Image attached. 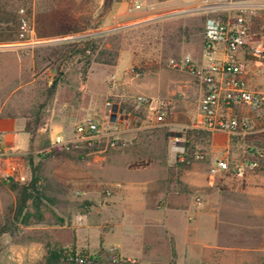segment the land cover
I'll return each mask as SVG.
<instances>
[{"label": "rangeland", "instance_id": "rangeland-1", "mask_svg": "<svg viewBox=\"0 0 264 264\" xmlns=\"http://www.w3.org/2000/svg\"><path fill=\"white\" fill-rule=\"evenodd\" d=\"M120 1L111 0L110 6L103 11V0H19L18 5L25 8L34 36L39 39L31 48L32 73L37 77L31 105L42 101L48 92L43 86L44 75L47 69L54 70L55 66L44 59V49L96 33L128 30L119 38L112 35L104 40L103 47L116 54L113 65L92 61L86 73H82V63L73 59L64 69L65 81L73 80L76 75L78 89L84 88L89 75V101L93 100L95 107L93 118L100 122L105 136L90 145L83 144L67 154L48 159L38 156L48 147L28 154L21 172L12 179L18 185H27L31 178L37 179L33 185L35 190L29 192V200L20 215H15L19 193L9 186L10 181L0 178V264H44L47 250H73L78 254L85 251L88 256L99 251V264H221L218 259H229L216 257V262L213 256H188L174 248L172 253L167 243L164 247L162 241L155 240L165 232L162 225L157 228L153 224L138 225L142 253L137 256L121 254L114 241L120 224L118 216H114L116 221H113L106 212L107 199L111 195V185L104 181L106 164L113 159L127 162L130 167L144 164L145 157L135 154L162 151V141L173 136L182 141L176 146L171 144L178 154L179 145L183 146V152L187 148L191 154L204 150L202 133L190 128L196 114L200 84L187 71L172 68L169 60L183 57L200 60L203 30L199 31V27L203 29L205 22L201 17L209 16L203 12L207 8L204 1L138 0L141 8L134 10L126 0L125 12H118L116 6ZM63 22H70L84 31L59 34L65 29ZM147 23L149 26L142 31L132 29ZM178 26H186L188 30L179 44L178 59H175L170 56L169 47L176 40L173 34ZM164 33L166 40L160 38ZM139 34L141 42L134 44V36ZM126 54L131 55L130 64L124 58L119 62ZM75 92L78 94L77 89ZM135 95L168 102L171 128L148 127L143 110L132 105ZM17 98L22 105V97ZM106 101L117 106L122 119L126 115L131 118L118 137L114 134L119 139L116 147H110L107 141L106 135L113 129L104 117ZM142 124L147 128L126 131L131 125L134 129ZM107 189L109 196L105 195ZM163 235L170 237L168 233ZM66 264L71 263L67 261Z\"/></svg>", "mask_w": 264, "mask_h": 264}, {"label": "crops", "instance_id": "crops-1", "mask_svg": "<svg viewBox=\"0 0 264 264\" xmlns=\"http://www.w3.org/2000/svg\"><path fill=\"white\" fill-rule=\"evenodd\" d=\"M188 1L206 2L204 6L208 9L203 12L209 15L207 18H223L227 13L223 8L230 3L257 6V16L249 20L250 44L264 42V0ZM116 8L118 12H125L126 0L118 2ZM32 47L16 40L0 42V146L4 151L23 155L16 165L17 174L26 156L49 148L55 134L70 136L76 123L86 118L95 119L94 102L89 101V75L84 88L78 89L76 75L69 82L63 78L65 74L55 81L54 70L47 69L43 86L48 92L42 101L31 105L37 78L32 73ZM123 58L127 64L132 61L130 54L120 57L119 62ZM246 81L252 89L264 91L262 67L248 63ZM18 96L22 97V105ZM228 114L247 119L250 128L231 134L208 133L195 128L196 109L190 128L204 137L202 152L206 153V159L202 162L181 164L183 157L178 155L168 137L167 141H162V151L135 154L145 157L144 164L130 167L118 159L106 164L104 181L111 185L106 212L110 220L116 221L114 218L118 216L119 234L114 241L121 254L142 253L138 225L153 224L156 228L162 225L164 233L170 234L164 237L163 233L155 240L162 241L161 246L167 243L171 252L174 248L188 256L229 257L218 259L221 264H264V112L234 107ZM169 115L170 109L163 122L156 126L158 129L171 128ZM128 116L122 119L117 110L116 123L107 122L113 129L108 135L118 137L131 119ZM145 128L143 124L134 129L131 125L126 131ZM250 153L262 155L259 167L241 178L231 171H219L214 176L208 172L217 159L225 158L231 165Z\"/></svg>", "mask_w": 264, "mask_h": 264}, {"label": "built area", "instance_id": "built-area-1", "mask_svg": "<svg viewBox=\"0 0 264 264\" xmlns=\"http://www.w3.org/2000/svg\"><path fill=\"white\" fill-rule=\"evenodd\" d=\"M155 1V0H143ZM134 10H139L138 0H128ZM227 13L222 18H207L203 25L201 58L194 61L189 57L178 60L170 59L169 65L178 70L187 71L196 77L201 86L197 101L196 127L208 133H235L250 128L247 119L228 114L234 107H244L264 112V91L249 87L246 81L248 63L262 67L264 72V42L250 44V18L256 17L258 7L248 4H227L223 8ZM17 14L16 41L23 45H34L39 42L35 38L23 6H19ZM135 108L144 112V122L148 127H156L163 122L169 113L166 101L155 100L144 95L134 98ZM117 106L110 101L105 102V117L107 122L115 124L117 120ZM100 122L86 118L76 123L70 136L55 134L50 147L71 151L83 144L90 145L95 140L104 137ZM110 147L119 145V139L113 134L106 135ZM180 137L170 139L172 145H178ZM179 154L183 155V146H177ZM260 153H250L236 163L229 164L225 158L217 159L210 167L209 174L214 176L219 171H231L241 178L248 171L259 167ZM23 155L4 151L0 146V178L6 182L14 179L17 174L16 165ZM206 153L194 151L192 161H204ZM118 187V185H115ZM110 195V190H105ZM66 260L73 264L85 262V257L79 254L68 255Z\"/></svg>", "mask_w": 264, "mask_h": 264}, {"label": "trees", "instance_id": "trees-1", "mask_svg": "<svg viewBox=\"0 0 264 264\" xmlns=\"http://www.w3.org/2000/svg\"><path fill=\"white\" fill-rule=\"evenodd\" d=\"M111 0H103L102 8L105 11L106 8L110 6ZM19 4V0H0V42H10L16 40V32H17V8ZM206 20L207 17L203 15L201 20ZM64 23V30H61L62 35L68 34H78L84 31L83 28H78L72 26L70 22H63ZM149 26L147 24L136 25L132 27V29L141 30L142 28H146ZM128 29H119L110 33H96L92 35H88L85 37H80L73 39L71 41H65L54 45L53 47H47L45 52H43V57L49 63L52 62L55 64L54 71H55V81L58 80L63 74L64 69L67 64L76 59L77 62L82 63V68L80 71L82 73H86L87 67L90 65L92 61L99 62L105 65H113L115 61L116 54H111L109 50L105 49L104 40L108 36H114L115 38H119L124 31ZM143 30V29H142ZM141 30V31H142ZM188 30L186 26H178L174 32V37H176L175 42L170 44V56L172 58L178 59L177 54L179 53V44L183 41V36L187 35L185 31ZM202 27H199V31H202ZM139 35L134 36V44L141 42ZM185 37V36H184ZM161 39H167L164 34L160 35ZM123 39V37H122ZM134 48V47H133ZM131 48V50H133ZM201 48H202V41H201ZM55 81H53L51 85V89L53 88ZM187 136V135H186ZM186 146H189L185 143ZM186 151L182 154H178L179 156L183 157L181 164L186 165L191 162V153L187 148ZM68 151L58 148H48L43 150L41 153L38 154L39 158L41 159H48L57 155H64L67 154ZM37 182L36 178H31L27 185H18L17 183L10 181L9 186L16 190L20 197L18 198V203L16 204L15 208V215H20L23 209L26 207L27 202L29 200V192L31 190H35L33 185ZM173 253V252H172ZM78 254L75 253L73 250L70 251H62V250H47L46 255L44 257V264H66V257L68 255ZM79 255L85 257V262H90L91 264H99L101 253L98 251L94 255L88 256L86 252H80ZM125 261V259H123ZM73 264V263H71Z\"/></svg>", "mask_w": 264, "mask_h": 264}]
</instances>
